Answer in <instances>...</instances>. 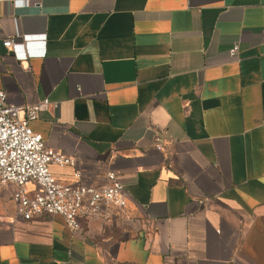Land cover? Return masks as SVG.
Returning a JSON list of instances; mask_svg holds the SVG:
<instances>
[{
    "label": "crops",
    "instance_id": "1",
    "mask_svg": "<svg viewBox=\"0 0 264 264\" xmlns=\"http://www.w3.org/2000/svg\"><path fill=\"white\" fill-rule=\"evenodd\" d=\"M0 90L126 196L73 232L0 190V264H264V0H0Z\"/></svg>",
    "mask_w": 264,
    "mask_h": 264
},
{
    "label": "built area",
    "instance_id": "2",
    "mask_svg": "<svg viewBox=\"0 0 264 264\" xmlns=\"http://www.w3.org/2000/svg\"><path fill=\"white\" fill-rule=\"evenodd\" d=\"M46 35L25 36L27 48L33 38L46 42ZM12 39L6 47L16 45ZM239 44L230 49L236 56ZM27 57L45 54L28 52ZM51 104L47 99L34 105L19 106L7 99L0 90V190L13 187L12 201L17 213L26 220L41 215H61L73 232L82 229L83 220L90 221L121 212L126 205L125 187L114 171L107 174L108 182L101 186L80 181L81 173L74 170V182L55 175L52 166L75 167L74 157L47 145L43 136L34 131L32 123L39 112Z\"/></svg>",
    "mask_w": 264,
    "mask_h": 264
}]
</instances>
